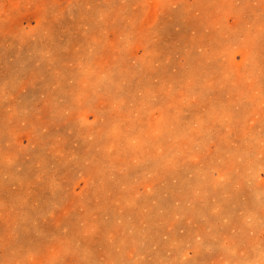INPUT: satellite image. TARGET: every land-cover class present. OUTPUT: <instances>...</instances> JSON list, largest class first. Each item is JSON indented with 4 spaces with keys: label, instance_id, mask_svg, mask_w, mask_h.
<instances>
[{
    "label": "rangeland",
    "instance_id": "1",
    "mask_svg": "<svg viewBox=\"0 0 264 264\" xmlns=\"http://www.w3.org/2000/svg\"><path fill=\"white\" fill-rule=\"evenodd\" d=\"M0 264H264V0H0Z\"/></svg>",
    "mask_w": 264,
    "mask_h": 264
}]
</instances>
